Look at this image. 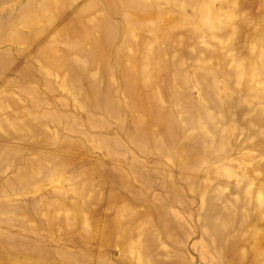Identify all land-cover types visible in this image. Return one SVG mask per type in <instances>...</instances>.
<instances>
[{
    "label": "rangeland",
    "instance_id": "1",
    "mask_svg": "<svg viewBox=\"0 0 264 264\" xmlns=\"http://www.w3.org/2000/svg\"><path fill=\"white\" fill-rule=\"evenodd\" d=\"M0 264H264V0H0Z\"/></svg>",
    "mask_w": 264,
    "mask_h": 264
}]
</instances>
